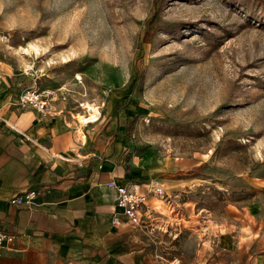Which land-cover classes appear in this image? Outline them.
<instances>
[{"label":"rangeland","instance_id":"374dc122","mask_svg":"<svg viewBox=\"0 0 264 264\" xmlns=\"http://www.w3.org/2000/svg\"><path fill=\"white\" fill-rule=\"evenodd\" d=\"M1 66L118 113L134 152L194 158L177 177L216 221L264 208V0H0Z\"/></svg>","mask_w":264,"mask_h":264},{"label":"crops","instance_id":"0c3cea01","mask_svg":"<svg viewBox=\"0 0 264 264\" xmlns=\"http://www.w3.org/2000/svg\"><path fill=\"white\" fill-rule=\"evenodd\" d=\"M49 85L0 67V227L15 234L0 264H264L261 198L216 221L192 199L205 186L177 177L197 161L132 151L118 113L80 123L73 97L48 112L18 104L23 89ZM121 185L148 192L145 228L111 223Z\"/></svg>","mask_w":264,"mask_h":264},{"label":"built area","instance_id":"2783aa9c","mask_svg":"<svg viewBox=\"0 0 264 264\" xmlns=\"http://www.w3.org/2000/svg\"><path fill=\"white\" fill-rule=\"evenodd\" d=\"M57 91L52 88L39 89L37 86L23 89L18 95V104L22 107L30 106L36 108L40 112H48L53 108V103ZM153 193L160 194L158 190H151ZM36 191H27L24 195V200L29 202L38 194ZM117 197L115 200V208H117L111 218L113 225H119L123 220L132 223L135 227L145 228L146 223L142 221V215L146 213L148 192L139 191L137 187L130 185L117 186ZM165 194H161L164 197ZM15 239V234L8 229L0 227V246L12 243Z\"/></svg>","mask_w":264,"mask_h":264},{"label":"bare ground","instance_id":"6f19581e","mask_svg":"<svg viewBox=\"0 0 264 264\" xmlns=\"http://www.w3.org/2000/svg\"><path fill=\"white\" fill-rule=\"evenodd\" d=\"M31 67V66H30ZM86 114H77V120L80 123L94 122L100 116L99 106L87 103L84 105ZM79 135V134H78Z\"/></svg>","mask_w":264,"mask_h":264},{"label":"trees","instance_id":"16d2710c","mask_svg":"<svg viewBox=\"0 0 264 264\" xmlns=\"http://www.w3.org/2000/svg\"><path fill=\"white\" fill-rule=\"evenodd\" d=\"M129 168H130V167H129ZM129 168H128V169H129Z\"/></svg>","mask_w":264,"mask_h":264}]
</instances>
